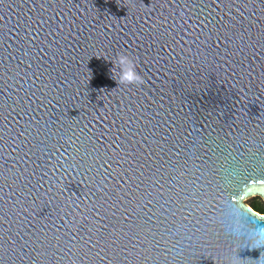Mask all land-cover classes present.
I'll return each mask as SVG.
<instances>
[{
    "label": "water",
    "instance_id": "obj_1",
    "mask_svg": "<svg viewBox=\"0 0 264 264\" xmlns=\"http://www.w3.org/2000/svg\"><path fill=\"white\" fill-rule=\"evenodd\" d=\"M254 195L264 0H0V264H264Z\"/></svg>",
    "mask_w": 264,
    "mask_h": 264
},
{
    "label": "clouds",
    "instance_id": "obj_2",
    "mask_svg": "<svg viewBox=\"0 0 264 264\" xmlns=\"http://www.w3.org/2000/svg\"><path fill=\"white\" fill-rule=\"evenodd\" d=\"M113 67L109 70L110 74L116 73L115 76L111 75L117 83H141V77L136 73L133 61L127 54L118 53L113 61ZM118 69V71H117Z\"/></svg>",
    "mask_w": 264,
    "mask_h": 264
},
{
    "label": "trees",
    "instance_id": "obj_3",
    "mask_svg": "<svg viewBox=\"0 0 264 264\" xmlns=\"http://www.w3.org/2000/svg\"><path fill=\"white\" fill-rule=\"evenodd\" d=\"M248 204L252 206L255 210L264 213V203L261 200H252Z\"/></svg>",
    "mask_w": 264,
    "mask_h": 264
},
{
    "label": "rangeland",
    "instance_id": "obj_4",
    "mask_svg": "<svg viewBox=\"0 0 264 264\" xmlns=\"http://www.w3.org/2000/svg\"><path fill=\"white\" fill-rule=\"evenodd\" d=\"M252 200H261L260 199V197L259 196H257V195H254V196H251V197H247L246 199H245V202L246 203H248L249 201H252ZM262 201V200H261ZM263 202V201H262Z\"/></svg>",
    "mask_w": 264,
    "mask_h": 264
}]
</instances>
